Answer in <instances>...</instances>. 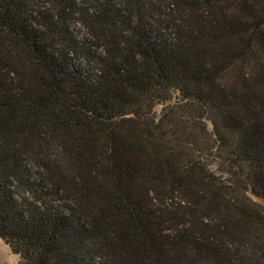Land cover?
<instances>
[{
    "label": "trees",
    "instance_id": "16d2710c",
    "mask_svg": "<svg viewBox=\"0 0 264 264\" xmlns=\"http://www.w3.org/2000/svg\"><path fill=\"white\" fill-rule=\"evenodd\" d=\"M260 203L264 0H0L19 264H264Z\"/></svg>",
    "mask_w": 264,
    "mask_h": 264
},
{
    "label": "rangeland",
    "instance_id": "374dc122",
    "mask_svg": "<svg viewBox=\"0 0 264 264\" xmlns=\"http://www.w3.org/2000/svg\"><path fill=\"white\" fill-rule=\"evenodd\" d=\"M160 109H161L160 106L156 107V110L159 111ZM260 204L264 208V204L262 203ZM19 263H20V257L18 255L13 254L10 248L2 240H0V264H19Z\"/></svg>",
    "mask_w": 264,
    "mask_h": 264
}]
</instances>
